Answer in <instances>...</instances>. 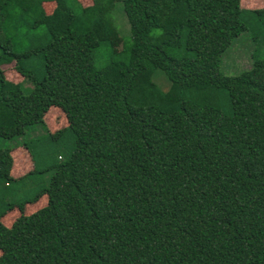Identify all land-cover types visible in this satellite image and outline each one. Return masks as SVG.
<instances>
[{
  "label": "trees",
  "instance_id": "trees-1",
  "mask_svg": "<svg viewBox=\"0 0 264 264\" xmlns=\"http://www.w3.org/2000/svg\"><path fill=\"white\" fill-rule=\"evenodd\" d=\"M118 2L130 43L114 52ZM239 2L0 0V140L39 126L72 143L41 169L32 145L0 147V219L19 213L0 221V264H264V58L218 70L244 18L264 15ZM100 43L109 59L95 69ZM10 63L27 85L5 80ZM52 107L65 126L49 132ZM17 148L32 168L12 178Z\"/></svg>",
  "mask_w": 264,
  "mask_h": 264
},
{
  "label": "rangeland",
  "instance_id": "rangeland-1",
  "mask_svg": "<svg viewBox=\"0 0 264 264\" xmlns=\"http://www.w3.org/2000/svg\"><path fill=\"white\" fill-rule=\"evenodd\" d=\"M77 1L83 8L91 5V0ZM239 5L244 10L262 9L264 8V0H240ZM52 7L53 5L51 3H44L42 5V8L46 14L51 12ZM112 16V21L119 38L111 40V44L114 47V52H118L121 41L124 46H127L130 43L129 26L121 11V4L119 2L115 3ZM244 20H247L245 23L247 30L241 33L230 43L220 58L218 70L222 75L233 76L248 68L250 65L251 56H253L254 60L264 58V15L249 19L245 17ZM108 50H110V48L107 43H100L93 57V66L95 69L101 68L106 64L107 60L109 59ZM120 59L123 60V55H121ZM1 69L5 80L13 84L27 85L26 82L23 81L22 78L13 70V63L1 66ZM151 78L160 91L164 92L167 89L168 82L162 72L159 70L152 71ZM221 96H224V94L221 93ZM222 111L226 112L225 105H223ZM43 121L45 128L51 129L48 130L49 132L56 131L57 129L63 128L65 126V120L61 112L57 111V109L54 107L48 110L43 118ZM19 142H23L25 144L27 143L29 146L32 145L34 147V150L32 151V159L34 166L38 169L48 166L53 160L56 159V155H60L61 161L66 160L69 157L72 147L70 140H62L57 143L49 141L45 136V131L39 126L29 127L20 139H16L11 142L0 140V147L6 148ZM10 156L12 158V166L10 170V176L12 178H19L31 170L32 164L24 149L17 148L12 150L10 152ZM48 177L49 173L33 176L27 182V190L32 193L39 190V188L45 184ZM0 188L3 189L4 185L0 184ZM45 204L46 198L41 197L37 200V202L25 205L23 214L32 213L38 208L43 207ZM18 216L19 213L13 209L5 213L0 221L4 226L7 227Z\"/></svg>",
  "mask_w": 264,
  "mask_h": 264
}]
</instances>
